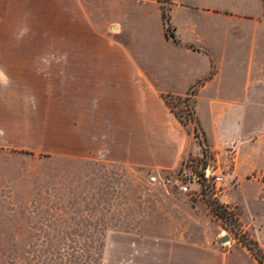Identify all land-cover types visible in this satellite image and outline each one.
<instances>
[{"label": "rangeland", "instance_id": "1", "mask_svg": "<svg viewBox=\"0 0 264 264\" xmlns=\"http://www.w3.org/2000/svg\"><path fill=\"white\" fill-rule=\"evenodd\" d=\"M160 1L166 34L175 36L171 0ZM146 13L152 22V8L133 0H0V41L39 44L59 59L0 64V264H164L179 241L262 264L244 241L264 238V105L255 106L264 93L225 96L247 106L245 133L225 142L200 126L198 86L164 95L194 134L186 164L201 180L191 175L188 192L154 184V170L98 160V64L84 71L69 54L98 56V28L114 35L116 26L134 48ZM257 55L233 70L263 74L264 48ZM227 66L216 62L214 71ZM83 108L91 118L83 120ZM208 168L224 183L205 179Z\"/></svg>", "mask_w": 264, "mask_h": 264}, {"label": "crops", "instance_id": "2", "mask_svg": "<svg viewBox=\"0 0 264 264\" xmlns=\"http://www.w3.org/2000/svg\"><path fill=\"white\" fill-rule=\"evenodd\" d=\"M133 1L152 8L155 17L150 22L151 15L145 14L147 22L139 23L134 48L116 37L122 33L117 26L114 35L98 28V56L88 60L83 50L69 57L84 63V71L87 62L98 64V160L164 174L186 161L190 142L195 141L165 94H184L198 86L197 116L210 141L238 140L245 133L241 124L245 114L240 112L247 109L246 103H232L225 96L264 93L262 84L252 86L249 81L264 79V73L237 72L232 65L248 63L252 54L263 51L264 0H171L175 35L171 37L165 31L160 0ZM7 43L0 41V64L59 60L54 50L40 49L39 44ZM216 62L229 66L214 71ZM81 99L88 101L84 95ZM257 105L262 109L264 102ZM80 111L83 120L91 118L87 108ZM230 118H235L232 123L227 122ZM258 239L264 247V238ZM175 243L181 245L168 250L169 262L164 264L236 263L231 250Z\"/></svg>", "mask_w": 264, "mask_h": 264}, {"label": "built area", "instance_id": "3", "mask_svg": "<svg viewBox=\"0 0 264 264\" xmlns=\"http://www.w3.org/2000/svg\"><path fill=\"white\" fill-rule=\"evenodd\" d=\"M186 161L182 164V169L180 168L177 175L173 176L174 172H170L168 175L163 174H152L151 175V181L154 184H158L160 186L168 187L170 185L177 186L182 192H188L190 191V184L188 183L189 177L193 175L194 179L197 181L201 180V176L199 174H194L189 172V168L187 169ZM174 171V170H173ZM176 174V172H175ZM215 177V181L218 185H221L224 183L225 178L218 174L217 171H215L212 168H208L205 170L204 178L210 179L211 177Z\"/></svg>", "mask_w": 264, "mask_h": 264}, {"label": "trees", "instance_id": "4", "mask_svg": "<svg viewBox=\"0 0 264 264\" xmlns=\"http://www.w3.org/2000/svg\"><path fill=\"white\" fill-rule=\"evenodd\" d=\"M163 1V0H162ZM169 104V103H168ZM173 110V109H172ZM174 111V110H173ZM175 112V111H174ZM176 113V112H175ZM177 115V113H176ZM178 116V115H177ZM179 117V116H178ZM180 118V117H179ZM182 121V120H181ZM183 122V121H182ZM184 123V122H183ZM185 124V123H184ZM246 246H248L253 253L256 255L258 260L264 264V248L260 245L258 240L250 239V242L244 241Z\"/></svg>", "mask_w": 264, "mask_h": 264}, {"label": "water", "instance_id": "5", "mask_svg": "<svg viewBox=\"0 0 264 264\" xmlns=\"http://www.w3.org/2000/svg\"><path fill=\"white\" fill-rule=\"evenodd\" d=\"M229 239V237L223 238V242H226Z\"/></svg>", "mask_w": 264, "mask_h": 264}]
</instances>
